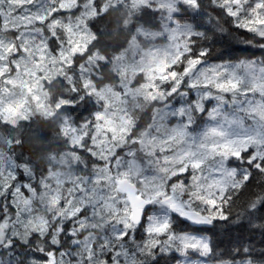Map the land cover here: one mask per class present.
Returning <instances> with one entry per match:
<instances>
[{
	"label": "snow or ice",
	"instance_id": "obj_1",
	"mask_svg": "<svg viewBox=\"0 0 264 264\" xmlns=\"http://www.w3.org/2000/svg\"><path fill=\"white\" fill-rule=\"evenodd\" d=\"M81 5L0 0V25L34 24L48 51L64 55L56 30L71 34L72 7ZM186 5L195 25L173 30L187 38L173 37L154 85L163 134L153 127L129 149L117 146L115 128L97 125L81 145L93 169L85 165L74 199L50 196L49 218L32 206L46 194L12 164V183L0 186V264H264V0ZM225 25L242 30L245 48L217 53ZM251 48L259 52L233 55ZM25 222L39 224L22 241Z\"/></svg>",
	"mask_w": 264,
	"mask_h": 264
},
{
	"label": "trees",
	"instance_id": "obj_2",
	"mask_svg": "<svg viewBox=\"0 0 264 264\" xmlns=\"http://www.w3.org/2000/svg\"><path fill=\"white\" fill-rule=\"evenodd\" d=\"M201 3L205 5L203 10L207 11V0H201ZM91 6L94 15L87 20V26L92 40L87 45L85 55L97 56L92 67V87L96 90L108 87L120 99L130 122L127 138L129 145L126 148H138L130 138L141 139L143 134L154 127H150L155 123L152 117L156 105L154 85L159 83L161 71L142 70L139 73L122 74L117 66L134 43H140L143 47L148 44L143 37L138 36V29L152 32L161 30L164 11L156 3L137 4L132 0H92ZM82 7L83 5L77 7L76 11H80ZM177 7L176 20L180 24L195 25L197 13L186 5V0H182ZM225 28L227 34L217 45V53L246 47L242 30L234 29L231 25H225ZM158 42L154 40L150 43ZM250 52L258 53L259 49L234 51L233 55L242 57ZM67 77L56 76L51 82L42 84L49 105L54 107L59 101L69 103L56 108L52 116L45 117L34 111L28 118L16 123L5 122L0 118V150L6 152L16 165L29 168L36 186L46 194L34 197L33 208L39 204V211L35 214L39 213L45 218H49L50 196L59 195L65 202L74 199L85 165L88 171L93 169V162L81 145L85 139H89L90 134H94L98 125L96 114L104 105L101 99L88 90L83 79L75 76L69 82ZM123 85L127 87V92L123 90ZM138 88H143L144 93H137ZM72 107L76 109L75 112H72ZM77 117L82 120H77ZM156 124L161 129L160 132L164 131L161 121ZM77 139L79 147L73 144ZM96 163L99 164V161ZM72 173L74 175L70 176ZM42 176L47 181V187L41 188L39 178ZM53 211H59V208ZM49 224L51 227V223ZM253 239L259 252L261 237L256 235Z\"/></svg>",
	"mask_w": 264,
	"mask_h": 264
},
{
	"label": "rangeland",
	"instance_id": "obj_3",
	"mask_svg": "<svg viewBox=\"0 0 264 264\" xmlns=\"http://www.w3.org/2000/svg\"><path fill=\"white\" fill-rule=\"evenodd\" d=\"M132 1L137 4L148 2L158 4L164 11V21L161 30L158 32L138 29V36L143 37L145 43L148 44L143 47L139 45L140 43H134L130 52L122 56L123 59L118 64L117 69L122 74L139 73L142 70L160 71L165 52L170 46H174L173 37H176L179 42L187 38L173 31L177 25H182L176 20L177 6L182 0ZM91 4L92 0H89L86 3V9L83 5L80 11H76V6L72 7L73 32L71 34L62 29L56 30L63 42L62 51L64 55L58 53L53 56L48 51L46 47L47 39L37 31V26L34 24L25 29L21 27L26 23L25 21L11 17L8 18L7 23L0 25V56L3 57V59H0V71L3 72L0 75V118L5 122L16 123L18 120L28 118L34 111L43 114L45 117L52 116L56 108L69 103L59 101L54 107L49 105L42 89L43 82H51L56 76L60 75L68 76L67 79L71 82L75 76H78L84 80V85L88 90L104 102L102 109L96 114L101 117L98 120V125L105 131L110 127L115 128L117 130V146L126 148L129 145L127 138L130 122L125 106L120 104V99L110 88L104 87L96 90L91 83L92 67L97 59V56L86 57L85 55L87 45L92 40V34L87 26V20L94 15ZM104 9L106 8L104 7ZM77 17H79V20ZM13 30L20 33V35H15ZM68 40H71L72 43L69 44ZM154 40L159 42L150 43ZM67 71H69V74H67ZM123 87V90L127 92V87L125 85ZM137 93L143 94L144 89L138 88ZM154 103H156L155 100ZM152 117L155 123L151 124L150 127L154 126L159 129L156 122L161 120L157 104L154 107ZM121 129L126 131L121 132ZM159 130L161 131V129ZM107 134L112 135L110 132ZM150 134H152L151 130L143 134L140 140L147 143ZM130 140L132 141L131 138ZM73 144L79 147V139L75 140ZM12 164L15 163L6 152L0 150V186L12 183L8 177V173L12 171ZM16 166L21 171L25 167ZM27 169L29 172L28 167ZM72 175L74 174H70V176ZM28 178L32 180L30 173ZM32 199L34 201V197ZM23 200V197L18 198V206L23 207ZM38 214L34 213L36 216H41ZM38 224L39 222L35 225L25 222L21 225L18 233L20 239L23 241L30 235L36 234L32 232V229L37 227ZM4 239L5 237H0V243L4 242Z\"/></svg>",
	"mask_w": 264,
	"mask_h": 264
}]
</instances>
